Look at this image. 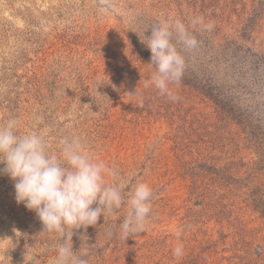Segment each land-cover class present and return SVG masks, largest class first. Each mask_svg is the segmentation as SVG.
Listing matches in <instances>:
<instances>
[{
  "label": "rangeland",
  "instance_id": "374dc122",
  "mask_svg": "<svg viewBox=\"0 0 264 264\" xmlns=\"http://www.w3.org/2000/svg\"><path fill=\"white\" fill-rule=\"evenodd\" d=\"M165 19L199 40L176 99L152 84L141 41ZM10 118L57 154L80 137L126 190L152 187L137 234L121 232L126 206L74 230L88 264H264V0H0V124ZM43 231L0 175V264H53L60 238Z\"/></svg>",
  "mask_w": 264,
  "mask_h": 264
},
{
  "label": "clouds",
  "instance_id": "9594fccd",
  "mask_svg": "<svg viewBox=\"0 0 264 264\" xmlns=\"http://www.w3.org/2000/svg\"><path fill=\"white\" fill-rule=\"evenodd\" d=\"M141 41L151 52L152 84L161 95L176 99L170 85L182 79L184 53L196 49L199 40L182 21L165 19ZM19 127L18 118L0 124V175L14 182L17 203L37 214L43 232L59 236L53 264H88L80 251H73L74 230L95 226L101 215H113L124 206L129 210L120 224L122 234L130 237L145 229L154 199L148 183L137 182L126 190L118 170L91 154L80 137L62 138L57 154L43 135L20 134ZM182 254V246H176L173 255Z\"/></svg>",
  "mask_w": 264,
  "mask_h": 264
}]
</instances>
